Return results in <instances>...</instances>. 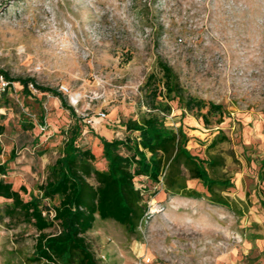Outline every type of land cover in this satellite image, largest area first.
<instances>
[{"label":"rangeland","instance_id":"rangeland-1","mask_svg":"<svg viewBox=\"0 0 264 264\" xmlns=\"http://www.w3.org/2000/svg\"><path fill=\"white\" fill-rule=\"evenodd\" d=\"M158 58L173 68L186 96L205 103L200 112L208 103L222 106L221 123L218 113L207 114L206 125L196 109L182 110L177 100L168 101L171 111L161 116L172 127L183 125L193 154L223 159L214 175L232 180L222 194L238 211L211 202L198 180L188 186L200 197L169 196L158 186L136 233L96 219L85 236L97 263L264 264V181L258 178L264 158V0H0V69L11 78L67 88L62 94L82 124L77 142L95 154L97 169L106 162L89 127L119 136L127 119L147 114L150 73L162 90ZM29 89L25 95L13 81L0 99V164L6 168L0 179L16 190L23 186L24 200L40 196L76 122L57 97L31 84ZM222 135L227 141L207 148ZM58 199L42 200L45 214L51 217ZM10 204L0 197V264H45L31 261L38 232L9 217L4 210Z\"/></svg>","mask_w":264,"mask_h":264},{"label":"trees","instance_id":"trees-1","mask_svg":"<svg viewBox=\"0 0 264 264\" xmlns=\"http://www.w3.org/2000/svg\"><path fill=\"white\" fill-rule=\"evenodd\" d=\"M156 65L161 74L162 90L155 85L156 75L150 73L144 84L150 109L147 114L139 119H127L122 124L124 133L111 140L89 128L100 142L105 169L95 168L92 164L95 154L77 142L82 133L81 119L60 91L39 85L31 77L11 78L0 69V75L9 82V87L17 81L22 92L30 95L29 84H32L38 91L57 97L61 108L68 110L76 120L66 132L62 154L49 167L45 181L39 186L40 196L24 200L20 195V191H25L23 186L16 190L11 182L0 179V197L11 200V204L5 207V213L31 224L38 232L33 244L32 262L98 264L85 236L96 219L112 220L130 234L136 233L147 215L148 200L158 193V186L169 196L200 197V192L188 186V181L198 180L211 202L238 211L236 202L222 194L232 186V180L214 175L223 166V159L214 155L201 158L193 154L187 148L189 137L183 125L172 127L167 124L165 116H161V113L171 111L168 101L177 100L182 110L196 109L206 125L209 124L207 114L218 113L217 123H221L222 106L208 103L206 112H200L205 103L185 95L173 68L159 58ZM159 96L165 101L158 100ZM2 130L0 127V134ZM224 141H227L225 135L214 138L207 148L212 149ZM14 153L12 150L10 158ZM0 174H6L4 164H0ZM258 178L264 181V158L260 161ZM143 181L148 182L144 187ZM55 197L59 199L52 206L53 216L50 217L44 213L47 208L42 206V200ZM55 225L58 228L56 232L45 231Z\"/></svg>","mask_w":264,"mask_h":264},{"label":"built area","instance_id":"built-area-1","mask_svg":"<svg viewBox=\"0 0 264 264\" xmlns=\"http://www.w3.org/2000/svg\"><path fill=\"white\" fill-rule=\"evenodd\" d=\"M30 85V84H29ZM32 85V84H31ZM33 86V85H32ZM9 89V82L2 76L0 75V97L4 95V93ZM67 88L61 87L60 92H66L67 93ZM77 102V100H75ZM100 116L103 117L104 113H100ZM51 216H53V213H51ZM103 257V256H102Z\"/></svg>","mask_w":264,"mask_h":264},{"label":"crops","instance_id":"crops-1","mask_svg":"<svg viewBox=\"0 0 264 264\" xmlns=\"http://www.w3.org/2000/svg\"><path fill=\"white\" fill-rule=\"evenodd\" d=\"M89 127V126H88ZM89 128H91L95 133H96V130H95V128L93 127V126H91V127H89ZM111 132H112V130H111ZM99 135V134H98ZM100 136H102V135H100ZM103 137H105L106 139H108V140H111V139H113L114 137H116V136H113V134L111 135V134H109V136H107V135H104ZM98 139V138H97ZM99 149H101L100 147H99Z\"/></svg>","mask_w":264,"mask_h":264}]
</instances>
